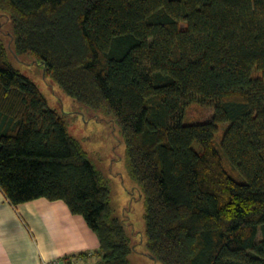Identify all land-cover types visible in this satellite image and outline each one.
<instances>
[{
	"label": "trees",
	"instance_id": "trees-1",
	"mask_svg": "<svg viewBox=\"0 0 264 264\" xmlns=\"http://www.w3.org/2000/svg\"><path fill=\"white\" fill-rule=\"evenodd\" d=\"M0 12L11 27L0 190L12 206L62 201L96 235L101 264H130L108 182L9 52L119 130L155 263L264 264V0H0ZM191 105L212 113L191 120Z\"/></svg>",
	"mask_w": 264,
	"mask_h": 264
},
{
	"label": "rangeland",
	"instance_id": "rangeland-1",
	"mask_svg": "<svg viewBox=\"0 0 264 264\" xmlns=\"http://www.w3.org/2000/svg\"><path fill=\"white\" fill-rule=\"evenodd\" d=\"M10 36L11 27L8 19L0 12V40L9 51ZM10 52L9 61L13 69L32 81L47 106L64 118L69 136L80 143L90 164L108 182L111 208L114 215L123 222L132 239L134 251L129 256L130 264H158L148 256L145 247L143 196L138 184L129 175L125 146L119 130L110 121V117L76 104L57 85L44 78L43 70L38 64L31 63L30 57L16 59ZM252 76L261 77V73L254 70ZM211 113V108L198 105H191L187 109L188 118L194 121L206 120ZM228 125V123L219 125L215 135L217 144ZM95 258L100 260L97 253Z\"/></svg>",
	"mask_w": 264,
	"mask_h": 264
},
{
	"label": "crops",
	"instance_id": "crops-1",
	"mask_svg": "<svg viewBox=\"0 0 264 264\" xmlns=\"http://www.w3.org/2000/svg\"><path fill=\"white\" fill-rule=\"evenodd\" d=\"M62 201L12 206L0 190V264H101L98 239Z\"/></svg>",
	"mask_w": 264,
	"mask_h": 264
}]
</instances>
